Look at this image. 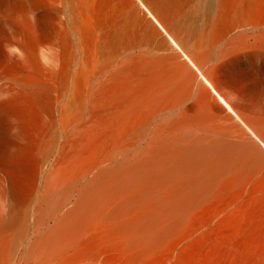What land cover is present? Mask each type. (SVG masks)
<instances>
[{"label": "bare ground", "instance_id": "6f19581e", "mask_svg": "<svg viewBox=\"0 0 264 264\" xmlns=\"http://www.w3.org/2000/svg\"><path fill=\"white\" fill-rule=\"evenodd\" d=\"M189 1L0 0V264H264V0Z\"/></svg>", "mask_w": 264, "mask_h": 264}, {"label": "rangeland", "instance_id": "374dc122", "mask_svg": "<svg viewBox=\"0 0 264 264\" xmlns=\"http://www.w3.org/2000/svg\"><path fill=\"white\" fill-rule=\"evenodd\" d=\"M135 5L139 6L138 1H135ZM203 2L204 0H190L189 2H187V4L185 5V9L184 11L188 13L189 16H191L194 11L192 10L193 8H197L198 12H201L203 9ZM140 7V6H139ZM142 13L144 15H146L145 11L140 7L139 8ZM10 15H8L5 11L0 10V47L2 49H5V51L7 52L8 56H12V58H17L20 59L21 58V54L20 51L18 49V42H20L19 38H16L14 36L13 30H12V26L10 23ZM146 18L150 21H152V23L155 25L156 29H158V25L148 16L146 15ZM187 18V16H186ZM4 20V21H3ZM7 20V21H6ZM159 30V29H158ZM162 38H165L166 41L167 37L165 34H162L161 36ZM81 41H78L77 38H75V41H72V45H73V51L71 53L70 59L67 61V72H69V74H71V76H74L76 74V72L82 68V54L79 50V48H81L80 45ZM62 41H46L44 46L42 47V51L39 53V57L41 62L43 63V65L48 68V69H53L58 71V64H59V56H62ZM3 54V52H2ZM3 56V55H2ZM1 57V55H0ZM22 59H20L21 61ZM6 71V67H1L0 68V74L4 73ZM28 71H32L31 69ZM4 83H9L10 85L13 83L11 78H5L2 81H0V86ZM56 85L59 86V82H56ZM73 87V82L69 83L68 88H70V90ZM6 88H0V100L2 99L1 97V92H4L3 90H5ZM57 131V130H56ZM51 135V133H50ZM57 140V138H56ZM58 142V141H57ZM57 143H55V146L53 147V149L49 152H47V154L45 156H48L49 158V164L47 165V167H44L45 173L43 175V179L42 182L45 181L46 179V175L49 172V169H51V165L54 163V157L57 156L58 152H57ZM44 160V159H43ZM35 200H38L41 198L40 194H36L34 196ZM10 206L11 203H9V199L6 195H4L3 189L0 187V213L6 211V207ZM32 212L30 211L26 217V221L22 222V224L19 226L18 231L19 232H23V224L25 225H32V221L31 220H27L29 219V217H31ZM28 221V222H27ZM27 222V223H26ZM28 239L26 240V242H28V240H30V237H33V228L31 227L29 233H28ZM27 244V243H26ZM24 247H26V245L24 243H22L20 246L17 244V246L14 247V250H16L17 252V256L19 255V253H21L24 250ZM16 256V257H17Z\"/></svg>", "mask_w": 264, "mask_h": 264}]
</instances>
